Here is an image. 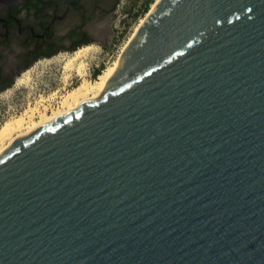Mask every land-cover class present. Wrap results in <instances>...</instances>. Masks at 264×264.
Listing matches in <instances>:
<instances>
[{
    "label": "water",
    "instance_id": "water-1",
    "mask_svg": "<svg viewBox=\"0 0 264 264\" xmlns=\"http://www.w3.org/2000/svg\"><path fill=\"white\" fill-rule=\"evenodd\" d=\"M0 264H264V0H166L2 153Z\"/></svg>",
    "mask_w": 264,
    "mask_h": 264
},
{
    "label": "flooded vegetation",
    "instance_id": "flooded-vegetation-1",
    "mask_svg": "<svg viewBox=\"0 0 264 264\" xmlns=\"http://www.w3.org/2000/svg\"><path fill=\"white\" fill-rule=\"evenodd\" d=\"M118 4V0H0V90L12 83L13 73L36 59L94 42L106 46ZM12 51L14 57L9 58Z\"/></svg>",
    "mask_w": 264,
    "mask_h": 264
},
{
    "label": "rangeland",
    "instance_id": "rangeland-1",
    "mask_svg": "<svg viewBox=\"0 0 264 264\" xmlns=\"http://www.w3.org/2000/svg\"><path fill=\"white\" fill-rule=\"evenodd\" d=\"M154 1L118 0L119 4L116 6L113 18L114 30L111 36L106 39V46L100 42L91 43L95 44V46L84 58L87 63L86 75L88 78L96 79L103 69L115 61L140 19L145 15L144 10L147 3H149L150 8ZM75 50H61L53 56L41 57L21 70L17 66H12V68L14 67L15 70L19 71L18 73H13L11 84L0 90V128L5 121L23 114L29 107L39 104L42 97L47 100L43 105H40L41 107L48 105L51 109L59 108L61 95L76 86L80 82L81 77L73 71L72 78L66 83L63 78V62L54 60L67 52ZM12 57H14L13 51L9 53V58ZM29 69L32 70V81L29 84L16 85L17 79ZM97 72L100 73L98 74ZM56 92H58L57 96L51 98Z\"/></svg>",
    "mask_w": 264,
    "mask_h": 264
},
{
    "label": "bare ground",
    "instance_id": "bare-ground-1",
    "mask_svg": "<svg viewBox=\"0 0 264 264\" xmlns=\"http://www.w3.org/2000/svg\"><path fill=\"white\" fill-rule=\"evenodd\" d=\"M165 1L166 0H155L151 4L149 10L140 19L134 32L123 46L118 57L112 64L103 69L96 79H90L87 77V63L84 59L95 44L78 48L73 52H67L64 55L55 58L54 61L63 62V78L66 83L72 78L73 71L81 77L80 82L61 95L59 108L51 109L48 105L41 107L40 105H43L47 100L45 97H42L41 101L36 106L29 107L23 114L5 121L0 128V155L11 148L18 138H29L43 126L54 123L59 117L68 115L72 111L79 110L84 102L103 97L109 89L110 76L121 62L127 48L147 21ZM31 81L32 70L29 69L17 79L16 85L29 84ZM57 94L58 92L54 93L51 98L56 97Z\"/></svg>",
    "mask_w": 264,
    "mask_h": 264
},
{
    "label": "trees",
    "instance_id": "trees-1",
    "mask_svg": "<svg viewBox=\"0 0 264 264\" xmlns=\"http://www.w3.org/2000/svg\"><path fill=\"white\" fill-rule=\"evenodd\" d=\"M149 10V3H147V5H146V8H145V14L147 13V11ZM98 74L100 73V72H97Z\"/></svg>",
    "mask_w": 264,
    "mask_h": 264
}]
</instances>
